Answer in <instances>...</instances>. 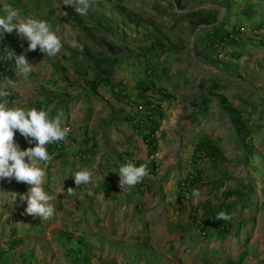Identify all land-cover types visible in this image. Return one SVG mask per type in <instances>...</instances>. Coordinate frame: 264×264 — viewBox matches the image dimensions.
Returning <instances> with one entry per match:
<instances>
[{"label":"rangeland","instance_id":"1","mask_svg":"<svg viewBox=\"0 0 264 264\" xmlns=\"http://www.w3.org/2000/svg\"><path fill=\"white\" fill-rule=\"evenodd\" d=\"M5 4L50 23L63 43L54 57L39 48L27 55L33 72L27 81L17 77L8 107L38 110L51 100L49 116L62 109L71 131L67 161L48 151L52 159L39 164L56 197L52 218L26 214L19 195L13 202L11 193H26V183L0 181L7 193H0V264H264V27L256 26L264 23V0H95L83 16L63 0H0V17ZM217 27L225 42L215 46L209 35ZM24 44L15 30L0 40V67L10 79L15 65L1 64L3 45L17 54ZM141 54L156 60L157 86L171 96L141 92ZM106 74L141 104L116 96ZM233 117L245 119L241 134ZM151 125L155 151L144 138ZM87 127L97 146L81 159ZM14 139L21 150L35 146L18 131ZM210 147L216 159L200 158ZM136 160L149 171L157 165L149 188L122 192L118 169ZM82 169L92 181L77 188L71 175ZM197 170L202 182L181 199L179 181ZM223 205L230 226L214 224Z\"/></svg>","mask_w":264,"mask_h":264},{"label":"clouds","instance_id":"2","mask_svg":"<svg viewBox=\"0 0 264 264\" xmlns=\"http://www.w3.org/2000/svg\"><path fill=\"white\" fill-rule=\"evenodd\" d=\"M95 0H63L64 5L73 6L78 15H86L89 7ZM5 15L0 17V40L4 33L11 34L15 30L19 36L27 39L28 47L25 52L17 55L8 46L4 48L2 59L5 62H14L16 79L4 76V83L0 84V181L15 179L28 185V191L23 194L11 193L13 202L19 195L21 201L26 202L25 213L39 217L42 221L53 217L55 213L52 201L56 198L45 189L46 171L40 167V162L45 165L52 159L47 150V145L66 140L71 129L66 126L65 112L59 110L55 117L49 116V110H37L36 108L25 109L22 107H8L5 99L16 89L17 77L22 76L28 80L33 72L34 65L27 59V52L39 48L45 56L54 57L62 50L61 38L52 31L51 24L47 21L32 16L22 17L19 10L4 5ZM67 13L63 12V16ZM72 46L80 48L81 45L75 40ZM29 144L26 150H21L15 142L16 132ZM119 187L123 191L130 189L150 176L147 164L136 166L132 162H126L118 169ZM77 188L81 184H89L92 181V172L82 169L71 175ZM75 189L68 188L72 193ZM195 192V190H194ZM0 193H5L0 191ZM91 194V193H89ZM198 195V193H195ZM232 215L224 211L216 215V220L230 221Z\"/></svg>","mask_w":264,"mask_h":264},{"label":"trees","instance_id":"3","mask_svg":"<svg viewBox=\"0 0 264 264\" xmlns=\"http://www.w3.org/2000/svg\"><path fill=\"white\" fill-rule=\"evenodd\" d=\"M258 28H262L264 27V23H261L260 25H256ZM240 27V24H235L233 27V31L234 29H238ZM224 32V30L221 27H217L215 29H213V34L209 35L210 37V42L211 45H218L220 43H224V34H222ZM227 32V36H231L232 33L230 31H225ZM28 45L24 44L23 47H21L18 51L17 54H21L23 52H25V50L27 49ZM5 48V45H3V50ZM31 52V51H30ZM30 52H27L26 55H28ZM231 56H233L234 58H240L241 57V53H238L237 51H234L231 53ZM138 60L137 62H140V69L144 72L145 76L142 77L141 79V92L143 94H147L148 92L154 91L156 88L158 89V91L160 93H162L163 95H170L169 91H167L166 89L162 88V87H158L157 83L155 81V78L153 76V73L158 69L159 65L156 62L155 59H153V56H149V54H141L138 55ZM1 64H5L6 66H11L12 64H14L13 62H5L3 59L1 61ZM5 74L2 71V68L0 67V77H4ZM104 81L106 82L107 86L112 90V92L118 96L121 99H125L130 103H136V104H141V102L137 99H135L128 91L125 87H123L122 85H117L115 84L111 78L109 74L105 75ZM206 103L208 104V100H205ZM204 101V104H206ZM52 103V101H43L42 103H40L38 105V110H46L49 108L50 104ZM148 104H151L150 101L147 102L146 108L150 109L151 114L152 112L155 110L153 109V107L148 106ZM204 104H202L204 106ZM200 105V106H202ZM206 105L205 108L206 109ZM203 109V107H201ZM131 118V117H130ZM138 124H139V120H137ZM233 122L235 123V125L237 126L236 129L238 130V132L241 134V132L243 131V129H241L239 126H242L245 123V119L242 117H233ZM259 129V127H258ZM158 131L157 127H154L153 125H151L149 127V130L147 131V133L144 135L145 140L148 142V146L150 147L151 151H155L158 149V142L155 138V134ZM257 129L254 130V132H256ZM206 137V136H204ZM246 139H244L245 141ZM66 140L64 141H59V142H55L52 143L49 147H48V151L49 153L52 154H58L60 156H62V160L63 162L67 161V151H66V145H65ZM210 142V140H209ZM82 143L84 144L83 146L86 147V149H79L78 152L76 153L77 156H79V158H85V156L88 155V153H93L95 147L97 146V143L93 137V135L91 136L90 134V130L87 127L85 129V138L83 139ZM204 143H202L201 141H198L197 147H196V151L198 153H200V150L203 148ZM244 145V143H243ZM245 147V146H244ZM246 148V147H245ZM210 153H205L204 155L199 154L200 158H204V157H213V159H216L217 155H218V151L215 150L213 147H210ZM140 160H136V166H140L141 165ZM118 165V164H116ZM156 168L157 165L156 163L153 164L152 170H150V173H155L156 172ZM148 177L144 178V180L140 183H138L137 185H135L136 189L140 192H144L143 190L145 188H149V182H147ZM203 176H202V172L200 170H197L196 173H189L187 176L183 177L180 181H179V197L181 199H188L191 196V191L193 188H198L199 184L202 182ZM109 182V181H108ZM224 211L226 213H229V207H225L223 205V207H220L219 210L214 213V215H217L219 212ZM242 223H249L251 221L250 217H245L243 216L241 219ZM203 229H205L208 225L209 222L208 221H203ZM215 225H229L230 223L228 221H224V220H216L214 222ZM207 237V235H206ZM245 253H242L240 258L244 255Z\"/></svg>","mask_w":264,"mask_h":264},{"label":"built area","instance_id":"4","mask_svg":"<svg viewBox=\"0 0 264 264\" xmlns=\"http://www.w3.org/2000/svg\"><path fill=\"white\" fill-rule=\"evenodd\" d=\"M158 155H159V153H158Z\"/></svg>","mask_w":264,"mask_h":264}]
</instances>
